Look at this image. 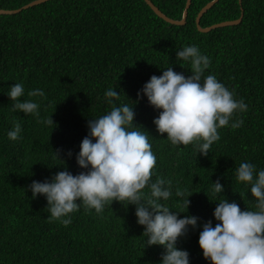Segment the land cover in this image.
Here are the masks:
<instances>
[{
  "label": "trees",
  "instance_id": "16d2710c",
  "mask_svg": "<svg viewBox=\"0 0 264 264\" xmlns=\"http://www.w3.org/2000/svg\"><path fill=\"white\" fill-rule=\"evenodd\" d=\"M34 1L0 0V9H20ZM152 1L174 20L183 19L188 3ZM211 1L192 0L182 25L160 17L146 0H48L0 14V264H160L165 248L145 247L134 204L113 201L101 213L82 206L64 226L48 219L44 195L32 196L34 180L50 181L62 170L84 171L76 154L89 133L88 121L113 107L105 97L109 88L119 92L116 106L134 104L133 127L148 137L157 156L152 180L171 181L172 196L162 202L184 211L180 217H199L200 226L178 240V247L190 252V264H211L199 233L207 221L218 223L213 213L219 201L213 200L227 198L241 210H256V198L249 185L236 179V168L250 162L264 169V0H219L202 17L201 27L244 13L243 19L203 32L197 17ZM193 44L211 59L204 75L215 74L248 105L235 117L243 119L242 126L218 129L220 139L207 155L199 152L202 141L174 146L167 133L161 136L153 122L159 110L146 95L138 97L145 82L167 67L191 75L190 63L182 66L177 51ZM16 83L24 85L22 99L37 101L40 117L52 115L55 124L13 111L8 90ZM34 89L45 95L27 96ZM17 122L22 132L11 140L7 133ZM217 179L223 193L212 190ZM177 189L193 192L189 209Z\"/></svg>",
  "mask_w": 264,
  "mask_h": 264
},
{
  "label": "clouds",
  "instance_id": "9594fccd",
  "mask_svg": "<svg viewBox=\"0 0 264 264\" xmlns=\"http://www.w3.org/2000/svg\"><path fill=\"white\" fill-rule=\"evenodd\" d=\"M177 60L191 65V75L178 73L167 67L162 75H152L138 91V97L147 96L149 103L159 110L154 118L157 131L174 146L199 143V152L207 155L211 145L220 139L218 129H233L243 124L235 118L246 112L248 105L236 99L235 93L218 80L215 74L204 75L211 66V59L195 44L177 51ZM13 111H23L37 118V123L55 124L50 118L40 117V104L25 96L22 83L8 90ZM43 89L27 92V96L43 97ZM105 97L113 107L106 114L88 121L89 133L80 144L76 154L77 164L84 169L78 174L62 170L52 179L34 180L30 185L32 196L44 195L47 200L48 219L64 226L71 224V214L83 206L85 210L103 212L106 205L120 201L125 206H136L137 223L144 226L146 245H162L165 252L160 264H190V252L178 247V240L186 236L190 228H196L199 217L173 211L166 203L172 196L171 181L152 180L157 156L152 151L148 137L136 130L134 104H120L117 89L109 88ZM54 129V128H53ZM22 127L16 123L8 131L11 140L20 138ZM61 159L59 152L55 151ZM68 155L72 152L69 150ZM62 160V159H61ZM236 179L250 186L256 198V210H241L227 198L220 200L214 209L218 223L212 220L202 225L199 245L203 256L211 264H264V169L257 170L250 162H241L236 168ZM150 189L145 193L144 189ZM213 192L223 193L224 185L219 179L213 181ZM177 197L184 198L189 209L191 203L186 190L177 189ZM208 194V193H207Z\"/></svg>",
  "mask_w": 264,
  "mask_h": 264
},
{
  "label": "water",
  "instance_id": "95a60500",
  "mask_svg": "<svg viewBox=\"0 0 264 264\" xmlns=\"http://www.w3.org/2000/svg\"><path fill=\"white\" fill-rule=\"evenodd\" d=\"M45 1H48V0H36L28 5H26L24 8H29L31 6H35L37 4H40V3H43ZM219 0H213L211 1L210 3H208L206 6H204L201 11L199 12V15L197 17V24H198V27L201 31L203 32H209L215 28H218V27H224V26H230V25H235V24H239L242 19H243V16H244V13L242 14V17L240 19H237V20H230V21H224V22H221V23H217V24H214V25H211L209 27H206V28H203L201 27V19L202 17L218 2ZM146 2L151 6V8L160 16L162 17L163 19H165L166 21L170 22V23H173V24H178V25H182V24H185L186 21H187V18H188V11H189V8L191 6V3H192V0H188V3H187V8L185 10V13H184V17L182 20H174L172 18H170L169 16H167L152 0H146ZM240 3L242 4L243 3V0H240ZM24 8H20V9H15V10H5V9H0V14L1 13H7V14H14V13H19L21 12ZM244 12V11H243Z\"/></svg>",
  "mask_w": 264,
  "mask_h": 264
}]
</instances>
